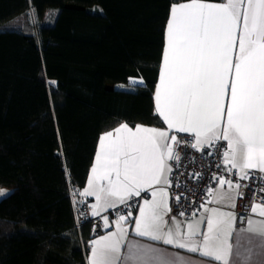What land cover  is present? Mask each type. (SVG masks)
<instances>
[{
    "label": "trees",
    "instance_id": "16d2710c",
    "mask_svg": "<svg viewBox=\"0 0 264 264\" xmlns=\"http://www.w3.org/2000/svg\"><path fill=\"white\" fill-rule=\"evenodd\" d=\"M181 1L0 0V26L33 8L37 20L0 29V264H87L93 236L72 192L101 134L161 125L154 89ZM130 78L143 83L108 87Z\"/></svg>",
    "mask_w": 264,
    "mask_h": 264
},
{
    "label": "snow or ice",
    "instance_id": "6c2138e0",
    "mask_svg": "<svg viewBox=\"0 0 264 264\" xmlns=\"http://www.w3.org/2000/svg\"><path fill=\"white\" fill-rule=\"evenodd\" d=\"M24 17L37 23L33 8L0 29L15 27ZM130 83L143 81L130 78ZM155 112L167 131L141 125L133 130L121 124L114 133L99 137L87 186L79 192L95 197L91 215L128 205L142 193H150L151 199L136 205L135 217L131 210L118 215L114 231L90 242L88 264H192L185 257L129 241V218L134 220L136 236L197 253L216 264H253V257L264 256V219L255 218H264V202L251 204L246 227L240 230L234 227V212L207 204L228 202L235 208V199L242 195L240 180L249 179L251 170L264 174V0H186L171 5ZM173 130L191 134L194 142L190 146L197 150L225 141V170H235L239 177L233 183L214 176L218 186L207 190L210 199L201 205L206 215L183 226L174 217L171 223L165 219L171 211L167 187L171 186L172 168L168 162L179 161L173 145L180 141L171 134ZM101 218L107 228L108 217ZM202 223L206 229H201ZM242 233L247 234L243 244ZM234 235L236 243L232 242Z\"/></svg>",
    "mask_w": 264,
    "mask_h": 264
},
{
    "label": "built area",
    "instance_id": "2783aa9c",
    "mask_svg": "<svg viewBox=\"0 0 264 264\" xmlns=\"http://www.w3.org/2000/svg\"><path fill=\"white\" fill-rule=\"evenodd\" d=\"M171 134L177 136L180 141L178 145H173L174 151L179 155V161L171 160L172 171L169 175L171 186L167 187L169 193L170 213L183 217H191L193 213H198L201 205L210 199L207 190L215 186L217 179L213 177L223 176L225 179H231L234 183L239 179L235 170L227 172L223 164V152L226 149V142L219 141L215 147H205L203 150H197L190 145L194 142L193 136L186 133ZM211 153V155H209ZM199 174V175H197ZM264 174L257 170L250 171L249 179L240 180V189L242 193L236 199L235 213L236 225H243L250 212L253 202H264ZM80 190H73L72 199L74 204V213L76 221L89 222L92 236L101 234L104 231L101 216L93 217L91 215L90 200L86 196L79 195ZM133 197L128 205H118L111 209L109 215L114 221L118 215H126L132 212L139 203L141 197ZM179 196V200L176 197Z\"/></svg>",
    "mask_w": 264,
    "mask_h": 264
},
{
    "label": "crops",
    "instance_id": "0c3cea01",
    "mask_svg": "<svg viewBox=\"0 0 264 264\" xmlns=\"http://www.w3.org/2000/svg\"><path fill=\"white\" fill-rule=\"evenodd\" d=\"M181 2H186V1H181ZM206 2H213V3H221V2H224V0H221V1H209V0H206ZM171 9V7H170ZM169 16H170V13H169ZM164 44H165V37H164ZM163 48H164V45H163ZM162 58H163V49H162V55H161V60H160V64L162 63ZM160 66V65H159ZM139 80H142L141 78H137ZM159 82V68H158V75H157V80H156V84ZM118 85H124V84H118ZM126 87L124 88H128V87H132L133 85L135 84H132V83H129V80H128V83L125 84ZM155 88H156V85H155ZM154 108H155V89H154ZM157 114V113H156ZM158 115V114H157ZM158 117L160 118V121H161V125L159 126H148V125H141V126H145V127H154V128H157V129H160V130H165L167 131V125L163 122V119L158 115ZM125 124V123H123ZM121 125V124H120ZM120 125H117L116 127L104 132L103 134L107 133V132H115V129L118 128ZM128 125V124H127ZM130 128H132L133 130H135L136 126H130L128 125ZM174 131V130H173ZM102 135V134H101ZM100 135V136H101ZM191 135V134H190ZM192 136V135H191ZM169 143H172L171 140L169 139ZM98 145H99V139H98V142H97V145H96V150H95V153L98 149ZM226 148H227V143H226ZM95 153H94V156H93V160H92V164H91V167L95 161ZM170 167H171V161L168 162ZM91 169V168H90ZM90 175V171H89V174H88V177ZM170 175V174H169ZM88 180V178H87ZM87 180H86V184L85 186L80 190L83 191V189L87 186ZM234 183V182H233ZM218 186V182H216L215 186L213 187V190H215ZM161 187H165V185H161ZM223 190L224 191H228V186L227 185H224L223 186ZM168 191V190H167ZM144 194L139 203H142L144 199H151V195L150 193H142ZM233 194H235V190L233 191ZM89 198L90 200V205L95 203V197H91V196H86ZM237 199V198H236ZM236 199H235V206H236ZM168 200H169V193H168ZM138 203V204H139ZM207 207H217V208H220L221 210L223 211H232L235 213V208H231L229 206V203L228 202H224V203H221V204H216V203H211V204H207ZM111 211V209H108L107 211H105L104 213L101 214V217L106 215L109 219V225L108 227L106 228L104 226V223H103V226H104V231L99 234V235H96V236H93L90 241H89V251H88V254H87V264H88V259L91 255V245H90V242L94 239H97L99 236H102V235H105L107 232L109 231H114L115 230V225H114V221L116 220H112L110 215H109V212ZM138 208L136 207L134 209V211L132 212L133 213V217H135L136 215H138ZM201 215H206V213H204V209L201 208L200 211L194 216H191V217H183V216H179V215H175V214H171L170 212L167 213L165 219L168 223H171V220L172 218L174 217L177 221H179L181 223V225H185L187 222H191L193 221L194 219H198ZM236 215V213H235ZM251 215V213L249 212L248 216H247V219L249 218V216ZM256 219H264V218H259V217H255ZM246 219V220H247ZM246 220L244 222L243 225H234L235 229L236 230H240L242 228H245L246 227ZM103 221V219H102ZM127 227L129 228V234H128V237L127 239L129 241H132L134 243H140V244H143V245H150L154 248H157V249H160L162 252L166 253V254H175L177 256H180V257H185L187 260L191 261L192 264H216L215 261L209 259V258H206V257H202L200 256L199 254L197 253H189L187 252L186 250H183V249H178V248H175L173 246H170V245H164L162 242L160 241H152L150 240L149 238L147 237H140V236H136L134 231H132V229L134 228V220L132 218H129L128 221H127ZM201 229H206V223H202L200 225ZM246 236L247 234L246 233H242L241 234V237H240V241L241 243L243 244L246 240ZM232 242L233 243H236V237L235 235L233 236L232 238ZM253 264H264V256H255L253 257Z\"/></svg>",
    "mask_w": 264,
    "mask_h": 264
},
{
    "label": "rangeland",
    "instance_id": "374dc122",
    "mask_svg": "<svg viewBox=\"0 0 264 264\" xmlns=\"http://www.w3.org/2000/svg\"><path fill=\"white\" fill-rule=\"evenodd\" d=\"M134 79L139 80V79H137V78H134ZM129 83H130V79H129ZM109 85H110V86H109ZM109 85H108L109 88H110V87H121V88L126 87L125 84H124V85H118V84H115V83H111V84H109ZM123 86H124V87H123ZM0 190H4L5 195H7V194L10 192V189L7 188V187H2V188H0ZM5 195L0 196V199H1L2 197H4Z\"/></svg>",
    "mask_w": 264,
    "mask_h": 264
}]
</instances>
